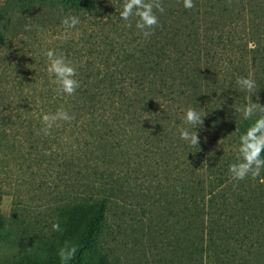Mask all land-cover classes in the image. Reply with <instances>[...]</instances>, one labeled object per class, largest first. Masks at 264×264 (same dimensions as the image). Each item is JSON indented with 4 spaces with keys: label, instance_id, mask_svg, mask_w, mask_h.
Returning <instances> with one entry per match:
<instances>
[{
    "label": "trees",
    "instance_id": "trees-1",
    "mask_svg": "<svg viewBox=\"0 0 264 264\" xmlns=\"http://www.w3.org/2000/svg\"><path fill=\"white\" fill-rule=\"evenodd\" d=\"M48 1L33 8V15L13 10L19 6L15 3L12 10L0 13V129L26 154L34 182L27 191L14 189L12 198L35 199L51 212L39 227L25 224L37 239L33 248H22L21 264H117L101 247L93 249L88 262L77 260L104 217L107 197L66 205L72 201L66 198L68 192L52 194L58 179H44L45 172L55 171L53 167L62 165L59 157L68 155L89 180L80 186L84 192L94 188L90 181L116 174L127 183L142 179L147 185L201 184L206 193L212 167L238 148L240 135L259 118L257 113L244 120L236 111L249 95L236 84L237 78L255 79L248 56L247 0H193L190 10L182 0H162L164 13H156L159 26L149 38L136 29L135 17L132 27H125L119 15L123 0H65L72 5L62 8ZM69 15L81 23L69 30L72 35L66 41L52 39L64 32L61 20ZM49 48L76 67L79 88L73 96L59 94L52 83L44 56ZM189 107L204 116L202 127L194 129L200 139L197 147L179 137L178 130L189 127L182 119ZM60 108L74 119L44 135L40 117ZM227 136L233 140L226 141ZM119 166L128 173L122 176ZM205 198L201 214L208 246L214 232L236 231L232 224L244 215L230 212L225 199ZM14 211L8 217L0 214V238L42 215L30 211L15 216ZM56 222L60 231L52 230ZM242 239L249 237L244 234ZM61 248H75L77 259L62 261ZM143 264L157 262L148 257Z\"/></svg>",
    "mask_w": 264,
    "mask_h": 264
},
{
    "label": "rangeland",
    "instance_id": "rangeland-1",
    "mask_svg": "<svg viewBox=\"0 0 264 264\" xmlns=\"http://www.w3.org/2000/svg\"><path fill=\"white\" fill-rule=\"evenodd\" d=\"M51 1L61 8L72 5L65 0ZM47 2L49 1L0 0V13L12 10L15 3L19 6L13 10H26L29 12L27 15H33V8L45 6ZM246 9L251 38L248 45L251 51L248 56L252 65L251 72L258 86V92L251 95L253 102L264 106V0H247ZM171 19L174 20L172 17ZM1 130L0 188L5 193L0 195V214L8 217L13 208L15 216L19 212L27 216L30 211H42V215L37 216L38 219L28 220L22 229L12 228L10 235L0 238V264H21L22 248L25 244L33 248L37 239L30 229H25V224L29 222L39 227L49 221L51 212L46 206L41 207V203L35 199H21L18 202L12 198L14 189L23 192L31 188L33 175L27 166L29 162L26 154ZM225 140L232 141L233 138L227 136ZM237 149H232L235 151H230V154L212 167L214 172L207 176L210 186L206 193L201 184L170 186V183L163 181L161 185H147L140 182L142 179L127 183L121 175L116 174H106L104 180L99 178L95 182L90 181L94 188L84 192L80 186L89 180L83 178L77 167V160L61 155L60 167L63 166L66 172L60 167H53L55 171L49 170L44 176V179H58V187L51 191L52 194L59 189L60 192L67 191L66 198L69 197L72 201L66 205L86 204L93 198L97 200L102 196L107 197V210L94 237L80 248L79 259L76 258V253L74 257L82 261L81 263L88 262V256L93 249L101 247L117 264H130L133 260L143 264L148 257L153 258L157 264H264V169L254 179L249 177L240 182L232 180L229 165L237 162ZM43 162L44 160L40 164ZM44 167L49 168L50 164L46 162ZM118 169L122 176L128 173L125 166H119ZM77 186L83 193L82 200H78L76 195L79 194ZM36 190L30 193L34 194ZM45 190V193L49 192L48 189ZM204 193L219 200L225 199L230 212L232 210L237 216L244 215L237 217L232 224L236 231L229 232L228 235L214 232L213 243L208 246V236L204 237V218L201 214L203 201L207 198ZM40 196L41 194L38 195ZM57 198L54 196V200ZM62 218L65 222V218ZM247 231H250L251 236ZM244 234L249 237L248 240L242 239ZM230 253L234 254L227 259Z\"/></svg>",
    "mask_w": 264,
    "mask_h": 264
},
{
    "label": "clouds",
    "instance_id": "clouds-1",
    "mask_svg": "<svg viewBox=\"0 0 264 264\" xmlns=\"http://www.w3.org/2000/svg\"><path fill=\"white\" fill-rule=\"evenodd\" d=\"M231 0H229V3ZM185 9L195 7L193 0H182ZM157 12L164 13L162 0H123L122 10L119 15L125 21V27L131 28L133 18H136L135 27L145 37L149 38L154 34L159 26ZM81 23L80 18L75 15H69L61 20L64 32L52 39L66 41L72 35L69 31L76 29ZM25 30H31L30 25H25ZM78 34V33H77ZM253 46L254 45H250ZM47 60L46 71L50 77H53L52 83L57 86L59 94L73 96L79 88V81L76 79L77 70L73 63L68 60L63 53H57L55 49L49 48L44 52ZM236 84L240 89L249 95L246 97L247 104L243 107H237L236 111L241 113L242 119L249 120L259 113V118L248 127L246 132L239 137V146L237 149V162L229 165V173L232 180L236 182L243 181L249 177L256 178L260 175L261 169H264V106L259 102H253L252 95L257 93V83L251 77H238ZM257 97V101H258ZM203 115L201 112L189 107L185 110L182 117L183 122L189 127L179 129V137L187 141L190 147H197L200 143L199 134L194 129L203 125ZM44 127L41 131L44 135H50L53 127H59L61 122L70 123L74 116L63 108L57 109L55 113H45L41 117ZM53 231H60L59 222L52 224ZM75 254V248L70 250L61 248L58 255L64 262L70 260Z\"/></svg>",
    "mask_w": 264,
    "mask_h": 264
}]
</instances>
